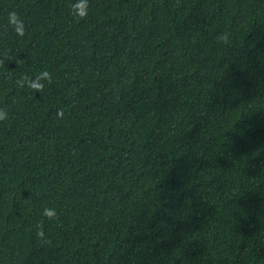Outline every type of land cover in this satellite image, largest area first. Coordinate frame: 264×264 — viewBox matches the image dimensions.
<instances>
[{"label": "trees", "instance_id": "16d2710c", "mask_svg": "<svg viewBox=\"0 0 264 264\" xmlns=\"http://www.w3.org/2000/svg\"><path fill=\"white\" fill-rule=\"evenodd\" d=\"M79 8L0 0V264H264V0Z\"/></svg>", "mask_w": 264, "mask_h": 264}, {"label": "clouds", "instance_id": "9594fccd", "mask_svg": "<svg viewBox=\"0 0 264 264\" xmlns=\"http://www.w3.org/2000/svg\"><path fill=\"white\" fill-rule=\"evenodd\" d=\"M79 11L77 12V15L79 17H83L86 15V10H87V0H79ZM9 19H10V23L13 24L15 26V30L17 31L18 34L23 35L22 32V21L19 20L18 15L15 12H11L9 13ZM219 40L221 41H225L227 40V35H222L219 37ZM2 118V117H0ZM44 215L46 217H48L49 219H52L55 217V213L53 210L50 209H45L44 210Z\"/></svg>", "mask_w": 264, "mask_h": 264}]
</instances>
